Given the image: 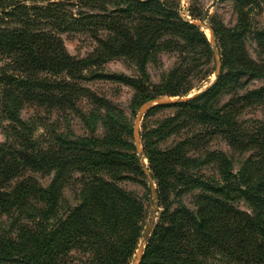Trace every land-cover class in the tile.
<instances>
[{
	"label": "trees",
	"instance_id": "1",
	"mask_svg": "<svg viewBox=\"0 0 264 264\" xmlns=\"http://www.w3.org/2000/svg\"><path fill=\"white\" fill-rule=\"evenodd\" d=\"M231 1L235 24L211 23L216 83L144 116V158L162 210L141 264H264V118L247 117L264 107V27L246 10L257 0ZM65 32L89 35L93 51L72 56ZM166 52L177 60L154 83L148 65ZM119 57L135 77L105 71ZM215 71L209 38L169 1L0 0V264H131L148 216L119 183L143 179L150 197L134 120L82 83L130 87L135 117L147 102L189 97ZM29 107L80 117L89 133L38 136L40 124L22 116ZM214 141L245 156L238 171ZM36 174L53 178L44 186Z\"/></svg>",
	"mask_w": 264,
	"mask_h": 264
},
{
	"label": "rangeland",
	"instance_id": "2",
	"mask_svg": "<svg viewBox=\"0 0 264 264\" xmlns=\"http://www.w3.org/2000/svg\"><path fill=\"white\" fill-rule=\"evenodd\" d=\"M53 1L58 2L59 0H53ZM142 1H145V0H142ZM160 1L162 2L169 1L173 6H175L177 12L182 18L200 27L202 31H204V33L207 35L208 38L211 37L210 31L207 28H203L202 26H199V25L201 23V19H202V16L205 10L212 3L213 0H160ZM71 10L73 12H77V9H71ZM246 10L250 11L251 17L255 19V21L258 22L261 26L264 27V0H257L255 4L247 7ZM198 14H201V15L199 16ZM212 19L220 21L226 27H232L237 20V13L233 7V2L231 0H218L216 4L214 5V7L211 9L210 14L206 20V23L210 27L212 26L211 24ZM61 38L68 52L72 56L78 57V58H83L87 56L89 53L93 51L96 45L95 42L89 37V35H86L83 33L65 32L61 35ZM249 52L252 57L254 58L256 57L255 52H254V46L249 45ZM176 60H177L176 55L173 52H166V53L161 54L159 61L156 64L148 65V73L151 77V80L154 83H159L162 73L171 69L174 66V63L176 62ZM105 71L107 73L124 75L128 78L135 77L137 75V70L135 68V65L131 61L124 59L122 57L113 59L112 61L107 63L105 65ZM215 74H216V71H215ZM215 74L210 75L209 77L205 78V80L202 81L203 82L202 86L199 89H194L191 95H194L200 91L205 90V88H207L215 80ZM261 85H262V82L257 81V82H252L250 84V87L256 88ZM82 86L90 89L92 92L99 95L100 97L102 96L106 97L107 99L112 101L114 104L119 106L121 109L125 111V114L129 118V120H132V121L134 120L133 121V124H134L138 113L134 117L132 110L130 109L131 101H132L133 94H134V91L130 87L125 86L120 83H114L110 81H100V80L83 82ZM162 98H168V97H162ZM169 99L178 100L179 98H169ZM80 108L85 113L89 112L90 110H93L92 105H90L89 103H83V102L81 103ZM172 112L173 111L170 110V111L165 112V114H170ZM249 113L250 114H248L247 117L263 119L264 118V107H261V108L259 107L257 109L252 110ZM22 116L25 119L32 118L35 121H37L38 124H40L39 125L40 128L38 129V133H37L38 136H41L46 133L45 128H49L50 132L53 131L56 133H60V132L67 131V128L71 127L74 133L78 136H82V135L89 133V130L86 128L85 124L83 123V120L80 117H75V116L70 117L69 115L67 116L63 113H58V112L51 113L45 110L44 108H35V107L26 108L23 111ZM143 120H144V117H143ZM140 129H141V126H140ZM102 133H103V129L99 127L98 134L101 135ZM0 141H2L1 135H0ZM171 143L172 142H169L168 144H171ZM212 148L224 150L232 158L234 162L235 170L236 171L239 170L241 163L245 159L244 155L233 153L229 149V147L221 141H214V143L212 144ZM36 178L39 180L41 184H43L44 186H47L52 180L53 174H50V176H43L41 174H36ZM140 181H144V180L137 179L133 181H124V182L119 183V185L120 187H122L123 189H126L129 193L137 197L139 200H141L143 204L145 205L148 218L145 220L144 227H143V230H144L151 216L153 204H152V197H151L150 191H149L150 197H147L146 195L147 190L141 184ZM145 183L148 186L147 181ZM148 190H149V186H148ZM65 194H66V197L70 199L73 203L76 202L74 194L70 190H66ZM185 203L188 206H190V198L188 197L185 198ZM239 208L241 210H246V206L243 203L239 205ZM161 210L162 209L160 208V211ZM158 217H159V214H158ZM157 222H158V219H157ZM136 255L131 264L134 263L136 259ZM80 261H81V258L79 260L75 258L72 261V264H82V262Z\"/></svg>",
	"mask_w": 264,
	"mask_h": 264
},
{
	"label": "water",
	"instance_id": "3",
	"mask_svg": "<svg viewBox=\"0 0 264 264\" xmlns=\"http://www.w3.org/2000/svg\"><path fill=\"white\" fill-rule=\"evenodd\" d=\"M217 1L218 0H213L212 3L207 7V9L205 10V12L202 16L201 23L199 25V26H202L203 28H207L211 34L209 41H210V44L212 46V50H213L214 58H215V62H216L215 80L207 88H205V90L200 91L194 95H191L185 99H181V100L178 99L177 100V99H169V98H160V99H157L155 101L147 102L146 104L141 106V108L138 112V115L136 117V120L134 122L133 140L135 143V148H136V152H137L138 157H139L140 164L143 167L145 178H146V181H147L148 186H149V191H150L151 197H152L153 208H152L151 216H150V218H149V220H148V222H147V224L143 230L142 237H141L140 244H139L138 251H137V255H136V259H135L133 264H141V261L143 259V255H144V251H145V247L148 244V242H149V240L153 234V231H154L156 223H157L158 214L160 211L159 197H158L156 184H155V181L153 180V178L151 176L150 170L148 169V164L146 163L145 158H144V151H143L141 137H140V126H141L143 117L145 116L147 111H149L151 108H153L157 105H165V104H172V103H176V102L186 101V100L191 99L192 97H194L196 95L203 93L204 91L208 90L209 88H211L216 83L217 79L219 78L220 72H221V61H220V56H219L217 44L215 41L214 32H213L212 28L210 26H208V24L206 23V20L210 14L211 9L214 7V5L216 4Z\"/></svg>",
	"mask_w": 264,
	"mask_h": 264
}]
</instances>
